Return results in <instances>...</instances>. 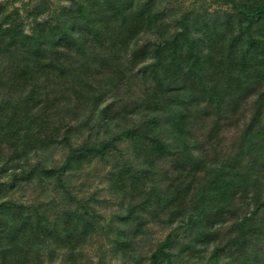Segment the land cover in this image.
<instances>
[{
	"label": "trees",
	"instance_id": "trees-1",
	"mask_svg": "<svg viewBox=\"0 0 264 264\" xmlns=\"http://www.w3.org/2000/svg\"><path fill=\"white\" fill-rule=\"evenodd\" d=\"M150 223L145 264H264V0L1 1L0 264H80L105 227L142 264Z\"/></svg>",
	"mask_w": 264,
	"mask_h": 264
},
{
	"label": "rangeland",
	"instance_id": "rangeland-1",
	"mask_svg": "<svg viewBox=\"0 0 264 264\" xmlns=\"http://www.w3.org/2000/svg\"><path fill=\"white\" fill-rule=\"evenodd\" d=\"M1 1H6V0H0V2ZM164 1L169 7H172L176 11L178 8L182 7L185 4L187 5L195 2L199 3L202 0H164ZM204 6L207 8L208 11H215L218 13L231 12V9L229 7H225L222 5L216 7L214 5L209 4V2L207 1L204 3ZM102 171H103V167H101L100 165H96L92 170V172L90 173V177L87 179L88 182H86L83 185L80 191L72 188L73 192H75V194L78 193V195L81 194V196H84V199L92 198L89 196L91 193L96 195L95 199L98 201L104 198L103 190L102 191L94 190L97 185L98 177L102 175ZM19 195L20 192L14 194L15 197H18ZM98 201L97 203L95 202L92 204L98 205L99 203ZM96 209L99 213L102 212L104 219H107L112 213V210L109 206H104V207L97 206ZM103 224L106 225L104 221ZM145 232L146 233H144V235L140 237L137 247V259L141 261L142 264L146 263L147 261L146 258L149 256L151 251L156 247V245L159 242H161V240L164 238L166 234V232H164V229L162 227L155 225L153 223H150L145 227ZM111 238L112 235H110V230L107 229V227L103 228L102 231L97 233L94 236V238L91 240V242L86 246V250L81 257L80 264H122L121 261L113 257L111 252L108 250V248L110 247L109 243L110 241H112Z\"/></svg>",
	"mask_w": 264,
	"mask_h": 264
}]
</instances>
